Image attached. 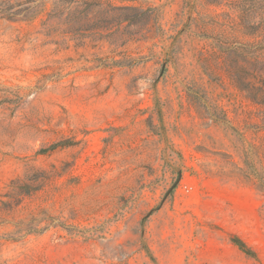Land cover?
<instances>
[{"label":"rangeland","instance_id":"1","mask_svg":"<svg viewBox=\"0 0 264 264\" xmlns=\"http://www.w3.org/2000/svg\"><path fill=\"white\" fill-rule=\"evenodd\" d=\"M0 264H264V0H0Z\"/></svg>","mask_w":264,"mask_h":264},{"label":"trees","instance_id":"2","mask_svg":"<svg viewBox=\"0 0 264 264\" xmlns=\"http://www.w3.org/2000/svg\"><path fill=\"white\" fill-rule=\"evenodd\" d=\"M237 244H239L240 248H242L244 250V252H247L246 246L244 243H242L241 241H235Z\"/></svg>","mask_w":264,"mask_h":264}]
</instances>
